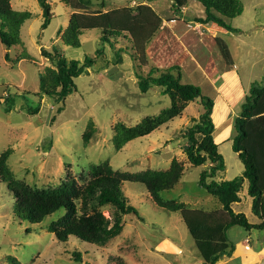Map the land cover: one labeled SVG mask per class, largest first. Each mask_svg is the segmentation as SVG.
<instances>
[{"label":"rangeland","instance_id":"374dc122","mask_svg":"<svg viewBox=\"0 0 264 264\" xmlns=\"http://www.w3.org/2000/svg\"><path fill=\"white\" fill-rule=\"evenodd\" d=\"M85 1V7L80 8L64 0H48L52 18L43 28V9L38 0H10L14 9L33 14L21 28L20 43L8 48L0 41V154L11 149L8 165L14 178L32 190L55 189L73 179L80 185L86 183L94 165L107 164L119 175L137 174L167 171L177 159L183 175L162 196L169 202L225 216L218 199L199 183L200 173L208 170L210 163L195 166L183 151L188 127L204 111L200 99L189 102L180 116L120 149L115 146L114 128L118 122L134 126L169 108L171 98L164 88L153 85L142 92L137 75L147 76L156 67L160 71L153 75L159 76L167 68L179 66L181 81L200 86L202 93L214 100L215 140L226 164L217 179L241 175L244 165L233 150L232 139L236 135L235 119L250 86L264 83V0H241L244 12L229 20L235 31L197 22V18L205 17V8L198 0L190 1L181 12L172 8L170 0ZM102 2L106 7H101ZM121 7L142 12L154 25L161 22L146 47L143 63L129 35L113 39L112 45L101 41L100 31L85 30L80 47L63 41L73 13ZM218 40L227 45L229 55L224 57ZM53 46L68 59L80 61L94 57L99 48L104 51L91 68L75 78L77 90L63 101L39 95L40 74L57 66V61L44 56L42 50L53 52ZM117 53L122 56L121 62ZM29 107L39 111L32 114ZM91 122L95 131L85 142L83 134ZM122 189L139 216L125 215L121 231L103 240L89 243L70 236L62 242L48 225L64 211L41 223L19 219L14 214V193L0 178V264H203L179 211H168L155 203L140 182L124 180ZM241 199L233 203V209L245 213L252 223L261 222L252 212L247 179ZM98 208L112 226L114 207L108 204ZM239 232L245 234L246 229L231 227L229 239ZM74 251L82 253V261L74 260Z\"/></svg>","mask_w":264,"mask_h":264},{"label":"trees","instance_id":"16d2710c","mask_svg":"<svg viewBox=\"0 0 264 264\" xmlns=\"http://www.w3.org/2000/svg\"><path fill=\"white\" fill-rule=\"evenodd\" d=\"M72 7H85V0H64ZM90 1V0H88ZM172 8L181 12L191 0H170ZM205 8V17L197 18L200 23H213L228 31H235L230 19L242 15L244 6L241 0H198ZM42 9L46 28L51 22L52 9L48 0H38ZM101 7L107 3L102 2ZM149 10L151 8H148ZM152 10V9H151ZM153 11V10H152ZM154 12V11H153ZM33 14L27 10H17L11 6L10 0H0V41L8 48L20 43V32L23 24L31 19ZM70 25L62 35L63 41L70 46L80 47V36L85 30L100 31L103 43L112 44L113 39L130 36L136 48L139 60H146V47L161 26L155 25L143 16L142 12L134 13L130 7H121L98 13L75 12L70 19ZM113 45V44H112ZM218 46L225 56L229 55L227 45L218 40ZM103 48L96 50L94 57L87 56L83 61L68 59L57 47L53 52L42 50V54L50 60H56L57 66L49 67L40 74L39 95H48L57 101L65 100L77 90L75 78L91 68L96 60L103 55ZM7 60L10 59L6 54ZM116 58L122 61L117 53ZM23 57L19 58L20 61ZM173 69H178L177 74ZM153 67L147 76L137 75L138 85L142 92H147L153 85L164 88V93L171 98V106L155 117H146L134 126L122 122L115 125V146L120 149L129 141L150 134L160 126L181 115L187 104L196 99L201 100L204 108L198 118H193V124L188 127L185 137L187 144L183 151L189 161L195 165L207 162L210 167L200 173L199 183L206 191L216 197L222 205L225 216H216L204 209H194L183 203L169 202L162 192L172 189L183 175V166L177 160L172 161L167 171L147 170L137 174H115L110 166L94 165L90 169L91 178L84 184H78L74 179L55 189L32 190L24 183L14 178L8 165L11 149L0 154V178L14 193L16 205L14 214L19 219L31 223H41L46 217L57 212L64 214L48 225V230L59 241L66 242L70 236L94 243L122 229L125 215L139 216L138 209L129 203L123 189L124 180H133L144 184L153 200L168 211H179L182 219L193 237L203 259V264H216L225 255H232L234 243L228 236V230L241 226L246 230H264V83H252L242 104L240 114L235 119L236 135L232 139L233 150L238 153L244 165L241 175L233 179H217L226 170V164L215 140V123L212 118L214 100L202 93L200 86L181 81L182 73L179 66H172L154 76ZM10 107H8L9 111ZM62 111L61 108H59ZM36 114L39 108L28 109ZM83 134V140L88 142L94 133L91 122ZM248 180V195L252 198V212L261 222L252 223L243 212H236L232 205L240 202L243 183ZM111 205L115 209V219L109 226V219L99 210L98 206ZM228 216V217H226ZM74 260L82 261V253L74 251Z\"/></svg>","mask_w":264,"mask_h":264},{"label":"crops","instance_id":"0c3cea01","mask_svg":"<svg viewBox=\"0 0 264 264\" xmlns=\"http://www.w3.org/2000/svg\"><path fill=\"white\" fill-rule=\"evenodd\" d=\"M231 241L235 246L232 255H225L216 264H264V230L239 232Z\"/></svg>","mask_w":264,"mask_h":264}]
</instances>
